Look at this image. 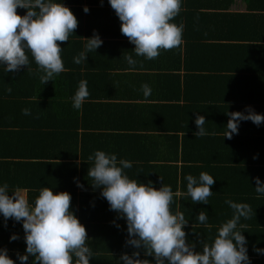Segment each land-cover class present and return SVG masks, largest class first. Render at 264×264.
<instances>
[{
	"label": "crops",
	"instance_id": "obj_1",
	"mask_svg": "<svg viewBox=\"0 0 264 264\" xmlns=\"http://www.w3.org/2000/svg\"><path fill=\"white\" fill-rule=\"evenodd\" d=\"M91 1L90 26L80 39L84 48L86 42L83 38H90L95 30L103 40V45L96 53H90L91 62L87 74L90 96L83 104L82 110L77 111L80 121L93 126L88 128L87 133L95 137L90 138L87 146L91 147V144L96 142L101 151L107 147L104 152L116 154L118 160L132 161L133 167L125 170L129 177L143 184L151 182L157 190L162 186L160 178L164 185L172 187L173 192H186L185 176L191 174L198 177L201 172L213 176L216 179L211 188L214 195L208 198V205L192 204L190 197L178 196L174 198L176 203L171 206L173 213L183 212L186 218H190L189 225L184 230L189 233L188 239L197 245L199 239L197 234L192 232V224L195 223L194 218L199 210L207 211L212 227H195L193 231L201 234L199 238L207 242L216 235L218 227L232 216V209L225 203L227 199L249 204L254 211L252 218L256 217V213L264 212V205L254 190L256 185L253 180L258 177L264 182V124L257 127L250 121L241 122L237 135L230 140L223 138L224 127L229 119L227 113L243 112L246 107H251L256 113L264 112V0H183L179 16L186 18L181 22L184 24V43L178 48L162 50L154 60H147L132 52L135 46L121 34L120 21L107 0ZM70 42L60 45L63 49L62 58L63 55L70 54L65 53ZM79 48L80 45L75 49V54L79 53ZM128 55H132L137 61L133 70H130L125 59ZM30 67L33 71L22 68L16 73H4L3 69H0L3 71H0V76L12 77V81L20 90L19 97L24 109L27 105L35 108L41 91L50 90H42V85L34 74L37 67L34 62ZM152 76L160 81L150 79ZM171 76L178 77L180 82L185 84V92L196 99L198 106L203 107L199 115L205 117L206 129L209 130L210 122L218 124L217 133L204 138H183L178 142L171 139L173 134L168 131H172L173 123L180 121L176 116L178 109H167L169 114L159 118V128L165 126L167 131L158 129L157 132L144 133L129 130L137 123V119L131 118L130 111L125 106L144 103L142 100H132L134 97L144 96L141 87L143 84H155L153 91H156L158 96H177V79H172ZM75 77L74 84L78 89L79 82L85 79L80 80L78 74H75ZM237 77L245 78L243 82L247 83V86L239 88L236 83L233 86L229 78ZM164 78L170 79L163 81ZM241 90H246L248 98L243 104H240L241 99L236 98ZM5 94L7 95L6 92ZM7 96L0 95V123L33 125L34 109L25 119L17 104L8 103L11 97ZM208 99L210 101H206ZM201 101L205 102L200 103ZM147 103L156 102L153 100ZM165 103L174 102L168 100ZM187 104L194 105L192 102ZM55 112L45 117L54 121ZM60 112L58 109L57 119L61 117ZM190 114L186 113L185 125L192 126V131L198 130L194 123L195 116ZM185 129L189 130L190 127ZM6 131L16 134L19 129L8 128ZM2 136L0 134V163H35L33 147H18L17 140L3 144ZM1 152H9L11 158H3ZM65 152L64 148L60 147V157L64 156ZM85 155L86 152L80 145L73 160L76 172L65 171L70 163L68 160H54L52 163H60V171L65 179L54 174L49 180L51 185L60 184V190L71 195V204L74 203L72 209L80 223L85 226L91 240L89 243L95 252L90 262L115 264V259L122 252L131 251L124 247L126 223L121 219L116 221L121 226L119 229L113 226L112 221L116 213L109 211V205L100 197L99 190L93 191L89 186L87 171L93 165ZM250 161L256 162L249 164ZM3 173L0 169V174ZM74 178L84 185V190L76 186ZM71 183L75 187L74 193L72 186L67 188V184ZM246 221L242 220L241 223L246 225ZM245 228L242 231H245ZM242 234L245 237L247 235ZM249 257L254 256L250 254ZM148 259L152 260L151 257Z\"/></svg>",
	"mask_w": 264,
	"mask_h": 264
},
{
	"label": "clouds",
	"instance_id": "obj_2",
	"mask_svg": "<svg viewBox=\"0 0 264 264\" xmlns=\"http://www.w3.org/2000/svg\"><path fill=\"white\" fill-rule=\"evenodd\" d=\"M107 3L120 21L121 34L135 46L132 52L136 56L154 60L162 50L178 48L184 43V24L172 22L180 14L183 0H107ZM17 9L25 10V14L18 15ZM83 11L87 14L89 9L85 6ZM77 27V18L62 0H0V69L4 73H16L22 68L33 71L30 64L34 62L37 66L34 74L40 84L53 82L67 70L60 45L69 42ZM83 39L84 49L73 58L76 65L86 63L88 54L96 53L103 45L95 30L90 38ZM125 59L133 70L137 61L132 55ZM141 87L147 100L152 88L148 84ZM89 96L88 82L81 80L72 97V107L82 110ZM22 113L29 116L31 110L25 108ZM226 115L229 119L223 138L229 140L238 134L241 122L250 121L257 127L264 124V115L251 107ZM194 123L198 129L194 133L196 137L215 134L206 129L204 116L197 115ZM88 159L93 165L87 171L89 186L93 191L99 190L109 211L116 213L113 226L119 229L121 226L116 221L121 219L126 223L124 247L131 251L122 252L115 264H252L249 241L242 234L246 225L241 223L254 215L249 204L227 199L225 203L232 209V216L218 227L210 242L200 239L201 234L193 231L195 227H212L207 211L199 210L192 224L198 245L188 239L189 233L184 230L190 218L171 209L178 196L190 197L192 204L208 205L216 179L207 172H201L198 177L185 176L186 192H173L170 185L163 184L162 178L158 190L151 182L143 184L131 179L125 170L131 169L133 162L118 160L116 154L97 150ZM253 180L257 198L264 197V182L258 177ZM74 183L84 190L76 178ZM28 191L0 183V217L5 227L10 219L22 225L26 245L24 254L17 253L15 261L9 257L7 248H0V264H17V261L28 264L30 257L31 264H90L95 252L85 226L70 210L71 195L54 194L52 188L42 187L34 201H30ZM19 239L17 234L10 236V242ZM253 250L264 256V249Z\"/></svg>",
	"mask_w": 264,
	"mask_h": 264
},
{
	"label": "trees",
	"instance_id": "obj_3",
	"mask_svg": "<svg viewBox=\"0 0 264 264\" xmlns=\"http://www.w3.org/2000/svg\"><path fill=\"white\" fill-rule=\"evenodd\" d=\"M62 3L73 12V14L78 20L76 34L74 36H70L69 42H71L68 45V48L65 50V53L70 54H65L62 58L64 66L67 70L56 76L53 82H48L47 84L42 85V90H46L47 88H50V90L47 92L41 91L39 101L35 102L36 106L35 108L33 107V125H15L10 123H0V134L3 135L1 138V142L3 144H10L11 142L17 140L18 147L20 145H30V147H33L35 151L33 161L35 163H25L23 165L21 163H0V169L4 172L3 174H0V183H8L11 189H15L17 187L21 189H29L28 193H30L28 194V198L30 201H34L42 187L52 188L54 194H56L57 192H62L60 190L61 187H59L60 184L51 185V182L49 180V177L54 174L60 176L61 178L63 176V178L65 179V176L60 171V163H52L54 160H68L70 163L66 167L65 171L76 172V165L73 160H75L76 155L79 152L80 145L81 149L86 152V159L89 157L90 153L91 155H93L95 151L101 150L100 146H97L98 144L96 142H93L91 144V147L87 146L90 138L95 137L87 133L88 128L93 126L86 124V122L84 121H80L77 115V110H75L71 106L72 97L78 90L75 88L76 85L74 84L76 79L75 74H78L80 80L85 79L86 81H89L87 74L89 73V65L91 62L90 53L88 54L89 57L86 59V63L80 65L74 64L72 57L74 55L77 56L84 49L80 38L86 33L87 27L90 26L91 18L89 14L90 10L87 14H85L83 8L86 6L89 9V6H91L92 1L62 0ZM17 14L23 16L25 14V10L17 9ZM185 20V17L182 16L180 18V16L178 15L173 20V22L181 23ZM79 45V53L75 54V49L78 48ZM253 75L254 77H256L255 74ZM170 78L177 79V96L171 98H168L167 96H158L156 95L157 92L153 91L155 88V84H149V86L152 88V94L147 98V100L144 96L132 98V100H142L144 101V103L128 104L125 106V108L129 109L131 118L137 119V123L129 128L131 132L148 133L157 132L158 129L167 131V128L165 126L159 128V126H161L159 123V118H164L165 115L169 114L167 109H178V114L176 116L179 118L180 121L177 123H173L172 131H168L169 133L173 134V137H171V139H175L176 142H178L180 139L183 140V138L195 139V135L193 132H197L198 130L192 131V126L185 125L186 113H191L190 116H195L196 119L197 114H200V112L203 110V107L198 106V103H196V99L194 97L189 96V94L185 92V84L181 83L178 77L171 76ZM170 78H164L163 81L169 80ZM150 79L160 81L154 76L150 77ZM229 79L232 81L233 86H235V83L236 87L239 88H244L247 86V83L244 84L243 82L245 78L237 77V79ZM8 88H11V93L7 91ZM1 89L3 90V92H1L0 95L4 97H8L7 95H9L11 99H8V103L13 102L14 105L17 104L16 106H18L20 112H22V110L24 109V104L23 102H21V97H19L20 90L17 89L16 84L12 81V77H8L6 75H2V77L0 76V90ZM238 89L235 92H237ZM5 92L7 93V95L5 94ZM246 94V90H241L238 93L236 98L242 100L240 104L245 103L244 100L248 99L246 97ZM236 98L233 97V99ZM153 100L156 103H147L148 101ZM168 100L174 102V105L171 103L166 104L165 102H167ZM14 101H16V103ZM206 101L210 100L208 99ZM187 102H192L194 103V105L189 104L188 106ZM202 102L205 101H201L200 103ZM250 102L259 105V103H254V101L250 100ZM121 106L124 105L121 104ZM231 106L234 107V105ZM30 107V105H27V108L32 111L33 109ZM54 107L56 108L54 109ZM117 107L119 108L120 106ZM58 109H60L61 111V117L60 115H58L60 117L59 119H57ZM62 110H64V112ZM228 110L234 109L228 108ZM53 111H56L54 121L49 120L45 117V115L50 116ZM161 111L162 113L160 114ZM263 113L264 112H258V114ZM23 116L25 119L27 118V116ZM161 124L163 125L170 123ZM217 125L218 124H216L215 122H210V128L208 131H210V133H217L216 131L219 130ZM185 127H190V129H185ZM8 128H18L19 131H17L16 134H10L6 131L8 130ZM179 135H181V137H179ZM60 147H63L66 151L65 155L62 157H60ZM105 149H107V147H105L103 150L105 151ZM1 155H3V158H11V154L9 152H1ZM255 162L256 161H250L249 164H254ZM68 187H71L72 193H74V184H67V188ZM258 199L262 201V205H264V197H260ZM72 201L73 200H71V203ZM73 205L74 203L70 205V210L72 211H74L72 209ZM245 224L246 228L244 233L247 234L246 238L249 241L250 250V253H248V255L253 254L254 256L250 257L252 264H264V256L257 255L253 250L254 248L264 249V212L256 213V217L248 219ZM12 234L19 235L20 239L14 242H10V236ZM23 235L24 233L22 230V225L20 223H14L10 219L8 220L7 226L5 227L3 218L0 217V248H7L9 257L12 258L14 261L16 260L17 253L24 254L26 245L23 242ZM31 260L32 258L30 257L28 264H31ZM98 263H96L95 261L90 262V264ZM103 263L105 262H101L99 264ZM17 264H19L18 261Z\"/></svg>",
	"mask_w": 264,
	"mask_h": 264
}]
</instances>
